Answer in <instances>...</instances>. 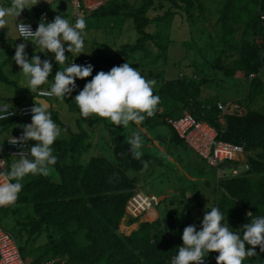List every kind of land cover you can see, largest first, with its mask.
Wrapping results in <instances>:
<instances>
[{
    "label": "trees",
    "instance_id": "16d2710c",
    "mask_svg": "<svg viewBox=\"0 0 264 264\" xmlns=\"http://www.w3.org/2000/svg\"><path fill=\"white\" fill-rule=\"evenodd\" d=\"M203 1L144 0L142 7L134 9L128 3L116 0L95 10L93 17L113 19L121 16L132 19L140 38L134 45L122 46L112 57H91L94 65L93 76L99 71L109 72L113 67L129 63L132 58L136 60L141 56L143 61L152 60V64L164 61V54L168 51L166 39L176 11L185 10L194 17L197 6L203 13ZM168 4L171 6L166 16L151 19L148 15L150 11L164 8ZM222 13L224 37L219 42L221 48L218 47L221 55L212 65L216 71H223L226 77L234 78L240 72L247 77L254 75L248 98L251 101L259 97L264 99V82L259 77L255 78L264 67V44L252 41L253 37L264 40V21L261 19L264 15V0H226ZM152 24L159 28L156 34L147 31ZM235 24L245 27L241 40L237 37ZM147 42L154 43L160 53L156 54L148 48ZM230 52L238 54L232 65L227 64L224 59ZM66 55L69 56L68 53ZM72 60L68 57L64 65L53 63V72L49 77L52 83L55 72L63 70ZM142 75L144 76L143 73ZM91 79L92 77L78 79L75 95ZM0 80L14 85L4 74ZM205 84L206 81H188L183 78L164 82L161 87L154 89V95L164 100L169 106L167 109L171 110L162 117V124L157 114L153 122L143 121L142 126L151 128L158 124L167 125L174 135V143L187 147L166 122V118L174 117L173 107L177 111V107L182 105L183 113L178 117L191 114L198 121L213 126L221 140L245 146L251 169L239 176L240 178L221 180L219 186L224 192L218 204L226 220L244 225L251 221L248 212L252 217L264 215V112L254 111L247 106L246 110L238 111L235 115H226V124L223 125L222 112L218 108L220 100H200ZM75 95L63 101L70 105L73 112L80 113L74 101ZM34 97L29 102H33ZM50 111L52 118L65 126L57 113L53 109ZM82 120L93 121L92 118L81 115L78 122ZM104 120L106 118H100L95 123ZM8 122H0V127L14 124ZM66 128L69 129L67 126ZM85 137H88L86 132L73 134L72 140L57 139L52 146L53 153L58 158L54 167L60 175L59 182H53L48 176H41L30 183H24V188L13 206L33 205L35 214L26 216L25 222L17 223V227L26 229L32 242L35 237L44 233L49 234L50 240L44 246V253L37 255L34 250L26 252L28 246L21 247L24 257H32V264H47L53 259H59L63 264H170L171 258L178 253L179 246L183 245V240L182 235L176 240L164 237L161 231L163 223H144L130 237L119 232L128 202L138 192L137 179H133L129 172L142 171L145 160H152V163L160 165L163 162L151 155L135 159L130 152L129 142L117 141L114 160L101 157L92 158L85 163L83 156L89 149V145H83ZM18 212L17 209L14 213ZM146 220L153 222L157 219ZM135 222L136 220H132L131 224ZM169 224V229L174 230V218H169ZM136 228L137 225L122 226L126 233ZM256 251L257 256L245 258L246 264H264V252H260L259 246Z\"/></svg>",
    "mask_w": 264,
    "mask_h": 264
},
{
    "label": "rangeland",
    "instance_id": "374dc122",
    "mask_svg": "<svg viewBox=\"0 0 264 264\" xmlns=\"http://www.w3.org/2000/svg\"><path fill=\"white\" fill-rule=\"evenodd\" d=\"M109 1L116 0H88V5H93L96 9L106 5ZM117 1L126 2L134 9L142 7L144 2V0ZM203 3V13L197 6L194 17L185 10L176 11L171 30L168 32V38L166 39L168 51L164 54V61L159 64H152V60L143 61L141 56L136 60L132 58L129 63L132 64L133 68L139 70L141 75L143 73L145 78L156 82L154 89L158 88V86L161 87L166 81H173L179 78L188 81H206L207 84L202 87L200 100L205 102L214 99L215 102L216 99L220 100L218 108L222 112L221 122L223 125L226 124L224 119L226 115H235L238 111L246 110L247 106L254 111L263 113L264 99L259 97L251 101L248 98L250 83L254 76L247 77L240 72L234 78H231L226 77L223 71L218 72L214 69L212 64L221 55L218 47L221 48L219 42L224 37L221 20L226 0H204ZM82 6H84V12L87 17L88 10L92 9H89L87 5L85 7L84 3ZM170 6L168 4L164 8L152 10L148 15L151 19L166 16ZM95 9L92 11L94 12ZM235 26L238 31L237 37L241 40L244 36L245 27L240 24H235ZM147 31L156 34L159 28L156 24H152ZM86 32V47L84 49L86 53H82L80 56L112 57L122 46L134 45L140 38L132 19H125L121 16L113 19L111 17H90L87 21ZM6 34L4 32V35ZM252 41L260 45L264 44V40L260 38L253 37ZM147 47L156 54L160 53L159 48L154 43L147 42ZM67 53L71 55L70 52ZM72 56L77 57L78 54L73 53ZM237 58V53L230 52L224 59L227 64L232 65ZM3 74L7 75L10 80L15 81L16 85L0 82V93L7 90L12 95L18 96L22 94L23 90L20 89L27 84L25 78H20L23 74L9 70L4 73L0 67V78ZM256 77H259L264 82V67ZM71 97H74V95L71 94ZM50 101L56 105L55 111L58 109L57 116H59V120L70 128L68 130L63 128L54 119L62 129V134L59 138L70 141L73 134L81 132L88 134V137L83 138V145H89L88 151L83 156L85 163H88L92 158L101 157L114 160L115 142L129 141L133 133L141 129L140 125L142 126V123L139 126L135 123H130L124 128L122 125L115 126L109 119L101 123H95V120L103 118L95 114L89 116L93 121L82 120V122H78L81 114L73 112L69 104L60 99ZM163 101L160 99L155 114L152 117H147L144 120L145 122L149 120L153 122L154 117L158 114L162 124L164 120L162 117L171 110L167 109L169 106ZM220 104L224 106V110L220 109ZM179 106L180 108L177 107V111L174 110L175 106L173 107L174 117H178L183 113L182 105ZM146 132L147 135L142 133L144 138L143 157L154 156L163 164L161 163L162 165H160L152 163V160L150 162L145 160V167L142 171L133 170L129 172V175L133 179H137V191L145 195L161 197L162 195H167L171 190H178L174 195L171 193L172 196H165L158 200L160 205L156 209L160 212V218H158L157 210L153 208H150L146 217L149 220L158 218L150 224L163 223L161 228L163 236L169 240H176L181 237L184 228L188 225L194 224L198 230L200 229L207 206L209 209L218 206L222 198L224 190L219 186V183L221 180L233 179V177H224L217 181L215 170L206 161L201 159L190 148L184 145L177 146L174 143V135L167 125L158 124L155 127L147 128ZM154 139L158 141L155 142ZM31 143L34 145L36 141ZM5 156H7L9 163L14 160V157L10 155ZM247 159L249 160L248 157ZM15 206L0 209V223L17 238L21 247H25L29 243L27 241H30L31 238L26 229L21 226L17 227V223L25 222L24 219L28 215L33 216L35 214L34 206L23 204ZM17 209L19 212L15 214L14 212ZM169 218H174L175 220L176 227L174 230L169 229ZM132 220H138L135 223L142 222L144 224L146 222H144V217L129 220V217L125 214L120 223V234L130 237L139 230L138 227L130 233L122 230L123 225L132 226ZM228 223L233 228V231H238L242 234V224L231 221H228ZM38 242L44 244L47 242V238L42 236ZM28 249L29 247H27L26 252H28ZM33 250L35 255L39 254L38 249ZM218 255V252H212L209 256L205 254V257L208 256L213 259L214 264H217L216 257ZM244 264H246L245 261Z\"/></svg>",
    "mask_w": 264,
    "mask_h": 264
},
{
    "label": "clouds",
    "instance_id": "9594fccd",
    "mask_svg": "<svg viewBox=\"0 0 264 264\" xmlns=\"http://www.w3.org/2000/svg\"><path fill=\"white\" fill-rule=\"evenodd\" d=\"M40 0H10L6 6H0V31L9 29V18L18 17L25 9H32ZM99 8V7H98ZM96 8L95 10H97ZM87 21L78 16L72 22L65 15H57L52 22L42 21L35 31L30 23L18 22L16 30L23 41H31L39 47L38 53L54 54L58 65H64L68 59L66 52L80 56L86 47ZM10 31V29H9ZM8 36L12 39L9 35ZM15 55L12 59L20 66L27 88L32 93L45 85L53 72V63L49 59H41L39 54L29 59L26 43H15ZM77 56V57H78ZM94 65L67 64L63 70L55 72L54 82L47 95L52 98L34 97L31 108V123L23 124L20 137L11 136L7 139L12 145L20 148L16 159L5 168L0 166V207L14 204L24 188L23 181L29 176H48L57 164V156L53 154V145L62 134L51 115L50 100L57 97L61 101L71 96L78 89L77 79L92 77L82 90L75 95V102L83 117L98 115L109 119L115 126L126 128L130 123L139 126L147 117H152L160 102L154 95V80H148L132 64L124 63L115 66L109 72L99 71L93 76ZM46 99V100H45ZM49 102H48V101ZM29 102V101H27ZM15 112L0 111V120H5ZM27 120V119H26ZM143 130L133 133L129 139L130 152L135 159L143 156ZM36 141L33 145L31 142ZM5 142V141H4ZM0 145V152L3 151ZM5 159L0 158V161ZM250 223L242 226L243 235L233 231L218 206H207L200 229L196 225H188L182 234L183 245L178 253L171 258V264H202L205 254L218 252L217 264H244L246 257L257 256L256 247L264 252V215L252 217ZM251 247H246V246ZM207 256V257H208ZM54 260V259H53ZM63 264V263H62Z\"/></svg>",
    "mask_w": 264,
    "mask_h": 264
},
{
    "label": "built area",
    "instance_id": "2783aa9c",
    "mask_svg": "<svg viewBox=\"0 0 264 264\" xmlns=\"http://www.w3.org/2000/svg\"><path fill=\"white\" fill-rule=\"evenodd\" d=\"M82 2L77 1L75 3L76 14L78 16L86 17L84 12V6ZM264 21V15L261 17ZM42 20L52 22L51 17L44 13ZM28 24L29 22H23ZM32 30L35 31L37 27L30 23ZM78 65L92 64L90 58L80 59L71 61V63ZM254 76V75H252ZM78 83V79L76 81ZM43 91L45 94L40 96V92ZM46 90H38L36 96L39 98H52L53 96L47 95ZM35 101V100H34ZM33 102H24L20 104L17 109H12L15 115L9 116L5 120L0 122H7L16 120L19 123L23 120L32 118L31 108L34 106ZM220 109L224 110V106L220 104ZM11 110V109H10ZM3 111H9L3 110ZM167 124L176 132L181 140L185 142L188 148L193 150L200 158L207 162V164L216 170V176L218 179L222 177H233L237 178L242 176L251 169L249 161L247 159V151L245 146L235 145L230 142H226L220 139L218 131L207 122H200L191 114H186L181 117H168L166 118ZM23 133L21 128L15 130L13 136L20 137ZM9 136L8 138H10ZM7 138V139H8ZM6 139L5 147L10 156L15 157L14 154H18L20 148L16 145H12ZM5 159L0 161V166L7 168L9 166V160L5 156H0ZM2 171V170H0ZM2 182V180H0ZM159 198L153 195H145L144 193H136L127 205L126 216L130 219H138L144 217L150 208L156 209L160 202ZM14 204L9 206H2V208L12 207ZM175 256V255H174ZM59 259H54L47 264H62ZM0 264H32L29 259H26L21 251V246L17 238L8 230H6L0 223ZM171 264V261H170ZM202 264H214L213 259L206 257Z\"/></svg>",
    "mask_w": 264,
    "mask_h": 264
},
{
    "label": "crops",
    "instance_id": "0c3cea01",
    "mask_svg": "<svg viewBox=\"0 0 264 264\" xmlns=\"http://www.w3.org/2000/svg\"><path fill=\"white\" fill-rule=\"evenodd\" d=\"M78 0H40V3H38L37 5L33 6L32 9H25L21 15L18 17V21L16 18H9V29L5 28L2 31H0V67L2 68V70L5 71L9 70V71H17L18 74L21 73V69L20 66L16 64V62L12 59V57L15 55V43H26L27 44V48L26 51L28 53L29 59H31L32 56L39 54L41 56V59H49L52 61V63H56L55 59H54V54L53 53H48L47 55H45L44 53H38L39 52V47L34 45L33 42L28 41L25 42L23 41L22 38L16 39L15 37L18 36V32L16 30V25L18 24V22H29L34 24L36 27H38V25L43 21L42 20V15L44 13H47L52 21L54 20V18L57 15H65L66 17H68L72 22L73 20H75V14H76V7H75V3ZM84 3L85 7L86 5L89 7V9H95V7L93 5H88V0H81L80 2ZM10 3V0H0V6H6ZM92 10H88L87 12V17H84L86 19V21L89 20V18L93 17V11ZM8 31H9V35L11 37H13L12 39L8 36ZM4 32H6L7 34L4 35ZM70 59L74 60H80V59H85V58H91L90 56H79V57H73L72 55L69 54ZM71 62V61H70ZM7 77V75H5ZM8 78V77H7ZM20 78H24V76L20 77ZM9 79V78H8ZM10 80V79H9ZM11 82L15 84V81L10 80ZM0 82L2 83H6L0 80ZM8 84V83H6ZM51 80L49 78L48 82L45 85L40 86L39 90H50L51 87ZM10 85V84H8ZM23 89V93L17 95H12L10 94L7 90H4L3 92L0 93V111L3 110H10V109H17L18 108V104H23L24 102L29 101L32 97H34V95L36 94V92L32 93L30 91V89L27 88V84L24 85ZM20 89V90H22ZM76 91H74L72 93V95H75ZM28 97V98H27ZM53 99H58L57 97H54ZM51 99V100H53ZM51 109H53L54 112H56L58 114V109L55 111L56 105L53 104L51 101ZM8 123H14V124H5V126L0 127V145H2L4 143L3 146V151L0 152V156H5V155H9V153L6 150L5 147V142L6 139L9 136H12L15 133V130H17L18 128L22 129V125L26 124V123H31V119H27V120H23L22 122H8ZM63 123V122H62ZM64 124V123H63ZM65 125V124H64ZM67 125L63 126V128H66ZM68 127V126H67ZM140 128L143 130V134L147 135V128L148 127H143L140 125ZM70 129V128H69ZM23 130V129H22ZM68 130V129H67ZM7 134V135H5ZM150 139V137H148ZM62 139V138H59ZM155 140V139H154ZM5 141V142H4ZM158 140H155V142ZM7 157V156H5ZM14 160L16 159V157L13 158ZM174 159V158H173ZM202 159V158H201ZM175 160V159H174ZM179 161V160H177ZM11 163H9L10 165ZM54 169H52V171L50 172V174L48 175V177L53 181V182H59L60 181V175L58 174V171L55 167H53ZM215 170V169H214ZM216 172V171H215ZM216 174V173H215ZM42 175H37V176H29L26 177L25 180L23 181V183H30L32 182L34 179H39ZM26 181V182H25ZM218 181V178H217ZM178 190H171L167 195H162L161 197H158L159 199L165 196H172L174 195ZM139 193V192H137ZM172 193V195H171ZM167 197V198H168ZM162 202V201H161ZM157 210V214H158V218H160V212ZM148 213L144 216L145 223H151L150 221L146 220ZM157 218V219H158ZM138 221V220H136ZM141 224H143L142 222H138V223H134L133 225H137L138 229H140V227L142 226ZM132 225V226H133ZM137 229V230H138ZM45 236L47 238V242H45L44 244L39 243V239ZM39 238V239H38ZM35 240V242H34ZM32 242V239L30 240L29 244H27V246L29 247L28 252H31L33 249L37 250L38 249V253L42 252L44 253V246L47 245L49 243V234H41L38 237H35ZM31 262L33 261L32 257L29 259Z\"/></svg>",
    "mask_w": 264,
    "mask_h": 264
},
{
    "label": "water",
    "instance_id": "95a60500",
    "mask_svg": "<svg viewBox=\"0 0 264 264\" xmlns=\"http://www.w3.org/2000/svg\"><path fill=\"white\" fill-rule=\"evenodd\" d=\"M36 99H41V100H44V99H42V98H36ZM36 99H35V100H36ZM45 100H46V99H45ZM47 101H48V100H47ZM48 102H49V101H48ZM49 103H50V102H49ZM50 105H51V103H50ZM50 110H51V109H50Z\"/></svg>",
    "mask_w": 264,
    "mask_h": 264
}]
</instances>
